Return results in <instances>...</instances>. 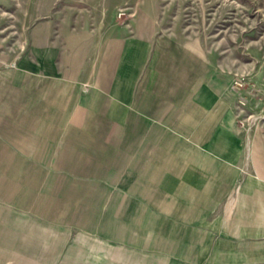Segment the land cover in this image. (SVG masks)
<instances>
[{"label":"crops","instance_id":"obj_1","mask_svg":"<svg viewBox=\"0 0 264 264\" xmlns=\"http://www.w3.org/2000/svg\"><path fill=\"white\" fill-rule=\"evenodd\" d=\"M125 3H23L21 58L0 56L8 259L264 264V126L239 123L200 46L143 9L129 29Z\"/></svg>","mask_w":264,"mask_h":264},{"label":"rangeland","instance_id":"obj_2","mask_svg":"<svg viewBox=\"0 0 264 264\" xmlns=\"http://www.w3.org/2000/svg\"><path fill=\"white\" fill-rule=\"evenodd\" d=\"M26 0H0V56L20 59L21 33L24 28L23 3ZM118 18L133 29L137 11L153 16L161 33L176 40L200 46L207 59L208 75L218 71L230 80L235 93L238 118L250 115L264 126V0H124ZM17 49V50H16ZM3 68H0V70ZM243 85L237 87L235 81ZM247 99L244 111L240 98ZM240 123V122H239ZM241 124V123H240ZM253 124V123H252ZM5 189L0 190V264H13L7 243V203ZM17 220V219H16ZM17 236V233H14ZM29 235V234H28ZM11 239V238H10ZM17 255V254H16ZM19 261L15 260V264ZM21 262V261H20ZM60 264V261H59Z\"/></svg>","mask_w":264,"mask_h":264},{"label":"built area","instance_id":"obj_3","mask_svg":"<svg viewBox=\"0 0 264 264\" xmlns=\"http://www.w3.org/2000/svg\"><path fill=\"white\" fill-rule=\"evenodd\" d=\"M122 15H124V12L123 11H120L119 12V16H122ZM235 85L237 86V87H240V86H242L243 85V83L240 81V80H236L235 81ZM247 99H245V98H240L239 99V101H238V103H239V107L241 108V111H244V107L247 105ZM255 121V119L253 118V116H249V117H247V118H241L240 120H239V122L242 124V125H245V124H251V123H255L254 122Z\"/></svg>","mask_w":264,"mask_h":264}]
</instances>
